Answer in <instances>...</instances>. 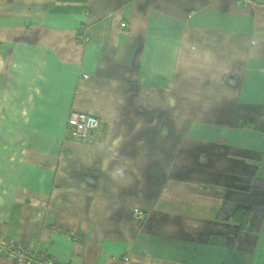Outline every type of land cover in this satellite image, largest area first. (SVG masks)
<instances>
[{
	"label": "crops",
	"instance_id": "0c3cea01",
	"mask_svg": "<svg viewBox=\"0 0 264 264\" xmlns=\"http://www.w3.org/2000/svg\"><path fill=\"white\" fill-rule=\"evenodd\" d=\"M0 235L69 264H264V0H0Z\"/></svg>",
	"mask_w": 264,
	"mask_h": 264
},
{
	"label": "built area",
	"instance_id": "2783aa9c",
	"mask_svg": "<svg viewBox=\"0 0 264 264\" xmlns=\"http://www.w3.org/2000/svg\"><path fill=\"white\" fill-rule=\"evenodd\" d=\"M239 4H249L250 0H235ZM80 39L87 41L86 35H81ZM99 120L96 116L89 113L71 112L67 123L66 131L68 135L81 143L93 145L96 141ZM144 213L138 210L133 211V217L138 220L144 218ZM75 241H80L77 236ZM0 252L14 260L15 264H69L60 262L48 255L39 253L31 247H26L15 240L5 238L0 235ZM121 259H124L122 257ZM115 260L111 262L113 264Z\"/></svg>",
	"mask_w": 264,
	"mask_h": 264
},
{
	"label": "trees",
	"instance_id": "16d2710c",
	"mask_svg": "<svg viewBox=\"0 0 264 264\" xmlns=\"http://www.w3.org/2000/svg\"><path fill=\"white\" fill-rule=\"evenodd\" d=\"M237 211H238V209H237L236 212H235V216H234V218H235V217H241V216L244 215L243 213H238ZM244 211L246 212V210H244ZM235 219H236V218H235ZM240 219H241V218H240ZM246 219H247V215H246V218L244 217V219H243L244 223L246 222Z\"/></svg>",
	"mask_w": 264,
	"mask_h": 264
}]
</instances>
